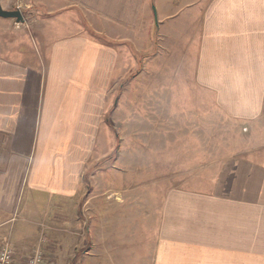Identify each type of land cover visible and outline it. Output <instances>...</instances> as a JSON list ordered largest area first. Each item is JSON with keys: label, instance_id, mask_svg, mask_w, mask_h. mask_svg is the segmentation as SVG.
Instances as JSON below:
<instances>
[{"label": "crops", "instance_id": "1", "mask_svg": "<svg viewBox=\"0 0 264 264\" xmlns=\"http://www.w3.org/2000/svg\"><path fill=\"white\" fill-rule=\"evenodd\" d=\"M36 2L50 18L78 12L90 32L43 37L38 52L0 45V230L19 215L24 222L0 247L8 243L21 264L41 237L46 240L41 232L27 241L38 224L65 255L72 220L45 223H54L47 216H55L60 203L80 196L75 220L84 238L70 264H264V138L228 156L179 151L183 123L165 118L157 131L146 118L136 122L133 92L118 85L131 70L129 43L139 54H169L175 63L170 77L182 72L196 94L211 95L218 109L251 132L264 115V0ZM163 92L179 94L178 87ZM136 133L146 143L155 137L160 150L119 151ZM184 159L193 161L190 182L171 183L169 175L189 172ZM119 167L127 168L123 182ZM141 171H158L164 183L144 196V205L130 193L136 182L150 180ZM89 203L95 213L79 215ZM137 205L143 211L130 214ZM23 228L31 232L21 236ZM20 248L29 253L18 260Z\"/></svg>", "mask_w": 264, "mask_h": 264}, {"label": "rangeland", "instance_id": "2", "mask_svg": "<svg viewBox=\"0 0 264 264\" xmlns=\"http://www.w3.org/2000/svg\"><path fill=\"white\" fill-rule=\"evenodd\" d=\"M0 3L4 9H20L24 17V22L22 24L16 23L14 19L0 18V45L9 44L11 45L9 47L13 49L14 52L17 51V49H28L29 52H38L40 49L39 41L43 37L50 39L52 36L54 37V35L71 33L76 29H82L90 32L81 15L75 11L63 13L57 17H54L53 15L52 18H50L51 15L47 13L46 9L39 8L36 5L34 6L33 3H37L36 0H0ZM24 5L29 6L25 7ZM152 33L153 39L157 40L158 44V38H160L158 32L153 30ZM127 48L129 54L128 63L130 64L129 68L131 70H129L127 76H125L118 83V85L124 90L130 87V90L133 92L129 96L134 97L136 101V122H143L144 118H146V121L148 122H155V129L157 131L160 129L158 123L163 122L165 118L168 120V122H176V119L177 122H182V129L185 139L182 143L180 142L178 144L179 148H177V150H182L184 152H207V150H209L216 155L223 154L228 156L232 154L233 151H238L244 147L250 148V146L252 147L256 144V141L260 139L263 140L264 115L261 117L259 125L255 126L253 124V129L250 132L249 128L246 130L247 126L243 127L241 122L227 117L220 109H218V107L214 104L211 95L204 94L203 92L196 94L197 88L192 85V80L188 79L187 77H183L181 75L182 72L178 73V77L176 78L170 77L169 68L175 67V63L169 61V54L158 56V53L154 50V52L151 51L145 54H135L134 48L130 43ZM1 50L5 56L12 55V51H5L4 48H1ZM170 54L172 55L173 53ZM165 87H178L179 94H165L163 92ZM166 101H168V103ZM146 103H148V106H146ZM208 122L211 124L208 125ZM208 130L210 132L209 142L206 140ZM192 134L193 137L191 138ZM140 136L138 133H136L135 138L130 137V140H123L119 144V151H131L134 149L137 151H143L147 150L146 147H149L150 150H160V144L158 141H156L155 137H153L150 143H146ZM198 136L199 140H197ZM204 136L205 140L202 141ZM119 161L123 162V159H120ZM124 161L125 163L127 162L126 159ZM151 161L159 163L157 157L151 158ZM183 162L185 171L190 169L188 170L189 172H187V174L184 176L169 175L168 178L171 183L190 182L192 176V167H194L192 164L193 161L191 159H184ZM156 166H159L160 168L159 164ZM125 169H121L119 167L115 171L117 177L120 179V182L125 181V178H127L126 175H123V172L127 171ZM158 171L151 172L150 174L146 173L145 171H141V173L144 175L149 176L148 178L150 180H143L142 183L136 182V189L132 190V188V191H130V193H135L137 196H140V199H138L139 203H143L144 205V196H154V190L157 188V190L160 191V189L163 187L164 183H161L162 175ZM115 183L118 185L119 181H115ZM86 197V194L82 196L83 201ZM88 197H90L89 193ZM80 198V196L74 198L71 202L69 201L66 206L60 203L58 207H55V216H52L51 213L49 216H47L45 214L46 212L43 214L48 217V220L51 218L50 220L54 222L50 224L45 223V225L58 226L62 224L64 216H69V219L72 220L70 223L71 225H69L70 232L67 233L69 236L70 245L66 249L67 253L65 255L63 254V251L61 253H57L58 250L64 249L63 247L61 248V246L51 244V240L49 239H51L53 235L50 234V231H48L46 226H44V229H42L41 226H37L38 224L33 225L34 233L30 234L33 238L27 241L34 243L39 233L44 232V236L46 237V240H44L45 244L43 246L44 264H70L71 258L74 257V252L77 249H80L81 242L79 241V237L81 236V238H84V232L80 228L79 220L78 222L75 220V217H77V203L80 202ZM121 198L124 200L121 203L123 205L121 206V215H125L129 209L125 205L126 202L123 198V195H121ZM48 204L50 208L46 206V209H52V202ZM67 206L69 213L67 211ZM109 209L111 210V208ZM81 210L82 214H85L87 217L90 213H95L96 211L95 207L91 206V203L82 208L80 207L79 215ZM138 210L143 211V207H139L137 205V207L134 209L130 208V214H133V212ZM16 221L17 222L15 223L14 221L11 222L0 230L3 232L2 234L0 233V242H3L5 237L12 233L13 229L15 231L16 227L19 228L18 225L24 224L23 220L21 219V215L16 218ZM139 225H143V217L141 218ZM30 232L31 231L27 228H23L19 231L21 236ZM80 233L81 235H79ZM41 239L43 240L44 238L41 237L39 241ZM24 244L25 242H22V248L25 250L26 248L24 247ZM75 245L76 248H73ZM22 248L15 251L17 252L16 254L18 260L23 259V257L29 253V251H24ZM52 250H54V253L57 254L56 256L48 255V253L52 252ZM124 256H126V254ZM77 260L79 261L80 258ZM53 261L54 263H51Z\"/></svg>", "mask_w": 264, "mask_h": 264}, {"label": "built area", "instance_id": "3", "mask_svg": "<svg viewBox=\"0 0 264 264\" xmlns=\"http://www.w3.org/2000/svg\"><path fill=\"white\" fill-rule=\"evenodd\" d=\"M42 241L41 239L38 246L21 262V264H44V255L40 246ZM0 264H16L14 251L8 243L0 247Z\"/></svg>", "mask_w": 264, "mask_h": 264}, {"label": "water", "instance_id": "4", "mask_svg": "<svg viewBox=\"0 0 264 264\" xmlns=\"http://www.w3.org/2000/svg\"><path fill=\"white\" fill-rule=\"evenodd\" d=\"M0 18L14 19L16 23H23L24 17L20 9H4L0 4Z\"/></svg>", "mask_w": 264, "mask_h": 264}, {"label": "trees", "instance_id": "5", "mask_svg": "<svg viewBox=\"0 0 264 264\" xmlns=\"http://www.w3.org/2000/svg\"><path fill=\"white\" fill-rule=\"evenodd\" d=\"M135 54H137V53L135 52Z\"/></svg>", "mask_w": 264, "mask_h": 264}]
</instances>
